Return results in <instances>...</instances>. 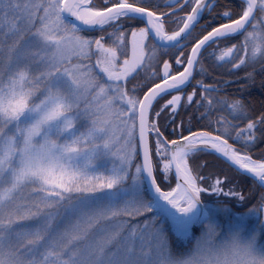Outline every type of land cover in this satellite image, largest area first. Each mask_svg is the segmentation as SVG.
I'll use <instances>...</instances> for the list:
<instances>
[{
  "label": "snow or ice",
  "instance_id": "obj_1",
  "mask_svg": "<svg viewBox=\"0 0 264 264\" xmlns=\"http://www.w3.org/2000/svg\"><path fill=\"white\" fill-rule=\"evenodd\" d=\"M258 78L264 0H0V264H264Z\"/></svg>",
  "mask_w": 264,
  "mask_h": 264
},
{
  "label": "trees",
  "instance_id": "obj_2",
  "mask_svg": "<svg viewBox=\"0 0 264 264\" xmlns=\"http://www.w3.org/2000/svg\"><path fill=\"white\" fill-rule=\"evenodd\" d=\"M259 83H260V80H259V78L257 79V83H256V85L255 86H253L247 93H246V95H247V99L249 100V101H251L252 103H257V101H259V98L257 97V95L255 94V93H257V92H261L260 91V88H259ZM229 91H232V92H236L237 91V89L235 88V87H233L232 89H230ZM262 93V92H261ZM263 94V93H262ZM257 154H258V152H257Z\"/></svg>",
  "mask_w": 264,
  "mask_h": 264
},
{
  "label": "flooded vegetation",
  "instance_id": "obj_3",
  "mask_svg": "<svg viewBox=\"0 0 264 264\" xmlns=\"http://www.w3.org/2000/svg\"><path fill=\"white\" fill-rule=\"evenodd\" d=\"M256 95H257V97L259 98V101L261 100V99H264V93L262 94L261 92H257V93H255ZM259 101H257V103H255V105L257 106V107H259Z\"/></svg>",
  "mask_w": 264,
  "mask_h": 264
}]
</instances>
